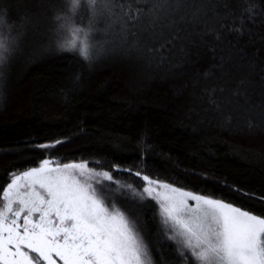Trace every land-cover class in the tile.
<instances>
[{"label":"trees","instance_id":"16d2710c","mask_svg":"<svg viewBox=\"0 0 264 264\" xmlns=\"http://www.w3.org/2000/svg\"><path fill=\"white\" fill-rule=\"evenodd\" d=\"M11 2L22 5L10 12V21L19 23L23 5L35 0ZM209 24L215 20L209 18ZM248 27L251 31L241 38L229 37L231 46L211 35L203 41L194 37L195 44H189L184 33L178 39L170 34L169 43L147 41L156 51L143 57L118 51L91 66L56 44L42 51L52 33L34 39L30 31L23 54L11 66L7 100L0 103V186H6L10 173L36 166L46 155L61 162L87 159L98 169L119 164L123 171L114 177L137 189L142 183L134 173L141 171L264 214V130L248 126L249 120H260L259 108L252 105L261 99L264 79V23ZM73 40L78 51L83 36L72 30L57 43ZM246 77L250 103L233 95ZM209 91H215L216 105ZM58 139L65 143L55 150L35 147ZM125 203L124 209L135 215ZM142 213L146 239L157 241V264H174V244L158 232V205L150 202Z\"/></svg>","mask_w":264,"mask_h":264},{"label":"snow or ice","instance_id":"6c2138e0","mask_svg":"<svg viewBox=\"0 0 264 264\" xmlns=\"http://www.w3.org/2000/svg\"><path fill=\"white\" fill-rule=\"evenodd\" d=\"M21 6L0 0V103L7 100L11 66L23 54L30 31L34 39L52 33L42 51L56 44L91 66L118 51L143 57L156 51L147 41L169 43L170 34L178 39L184 33L189 44L211 35L231 46L232 34L241 38L251 31L249 24L264 23V0H35L23 5L19 23L11 22V9ZM67 30L83 36L78 51L75 40L57 43ZM185 52L191 56L189 48ZM255 64L253 59L250 67ZM245 84H251L247 77L233 95L250 103ZM261 85V99L252 105L259 108L260 120H249L251 130H264V79ZM209 100L216 105L215 91H209ZM64 143L58 139L35 147L48 152ZM122 171L119 164L98 169L87 159L61 162L46 155L36 166L10 173L6 186H0V264H157V241L146 239L142 213L150 202L158 205V232L174 244V264H264V214L141 171L134 173L142 183L137 189L114 177ZM233 191L246 195L236 187ZM117 196L135 215L116 203Z\"/></svg>","mask_w":264,"mask_h":264},{"label":"rangeland","instance_id":"374dc122","mask_svg":"<svg viewBox=\"0 0 264 264\" xmlns=\"http://www.w3.org/2000/svg\"><path fill=\"white\" fill-rule=\"evenodd\" d=\"M114 187V186H113ZM123 201V202H122ZM125 202H127V201H125V200H122L119 196H117L116 197V203L117 204H119L122 208H124L123 206V204L125 203ZM126 204V203H125ZM127 204H129L128 202H127Z\"/></svg>","mask_w":264,"mask_h":264}]
</instances>
